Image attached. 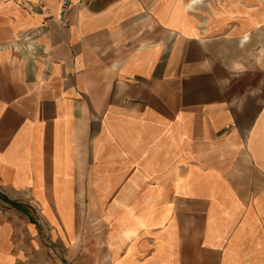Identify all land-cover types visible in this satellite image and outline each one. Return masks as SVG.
I'll return each mask as SVG.
<instances>
[{
    "label": "crops",
    "instance_id": "1",
    "mask_svg": "<svg viewBox=\"0 0 264 264\" xmlns=\"http://www.w3.org/2000/svg\"><path fill=\"white\" fill-rule=\"evenodd\" d=\"M229 1L0 0V264H264V0Z\"/></svg>",
    "mask_w": 264,
    "mask_h": 264
},
{
    "label": "bare ground",
    "instance_id": "2",
    "mask_svg": "<svg viewBox=\"0 0 264 264\" xmlns=\"http://www.w3.org/2000/svg\"><path fill=\"white\" fill-rule=\"evenodd\" d=\"M206 0H192L193 5H200L205 3ZM211 11L215 14H220L221 12H240L241 14L250 13V9H244L243 6L237 2H230L229 0H220L216 6L211 7ZM248 22V21H247ZM245 24V23H244ZM247 36V35H246Z\"/></svg>",
    "mask_w": 264,
    "mask_h": 264
},
{
    "label": "built area",
    "instance_id": "3",
    "mask_svg": "<svg viewBox=\"0 0 264 264\" xmlns=\"http://www.w3.org/2000/svg\"><path fill=\"white\" fill-rule=\"evenodd\" d=\"M58 1L60 3V7H61V9H60V20L64 24L66 22L65 18L69 12L72 0H58ZM2 213H3V206L0 203V215Z\"/></svg>",
    "mask_w": 264,
    "mask_h": 264
},
{
    "label": "rangeland",
    "instance_id": "4",
    "mask_svg": "<svg viewBox=\"0 0 264 264\" xmlns=\"http://www.w3.org/2000/svg\"><path fill=\"white\" fill-rule=\"evenodd\" d=\"M220 0H207L205 3H209V7L216 6V4L219 3ZM246 6H250L251 3H245ZM264 58V48L260 49L259 51V57Z\"/></svg>",
    "mask_w": 264,
    "mask_h": 264
}]
</instances>
